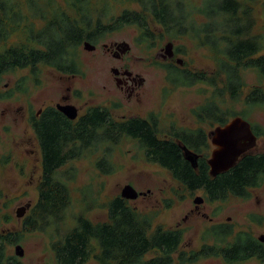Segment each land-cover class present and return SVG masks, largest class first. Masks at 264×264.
<instances>
[{
    "label": "trees",
    "instance_id": "obj_1",
    "mask_svg": "<svg viewBox=\"0 0 264 264\" xmlns=\"http://www.w3.org/2000/svg\"><path fill=\"white\" fill-rule=\"evenodd\" d=\"M262 1L264 4V0H0V80L7 72L27 69L37 82L41 65L74 75L79 71L77 53L83 41L96 44L108 33L135 25L137 40L147 48L154 41L187 37L209 50L216 63L211 75L184 67V61L161 66L173 87L199 82L211 87L210 98L193 108L192 114L200 122L222 125L234 116H248L247 109L235 112L216 100L223 102L227 95L239 101L245 85L241 71L253 69L264 80V38L253 32V4ZM10 38L13 41L6 45ZM183 52L181 45H175V54ZM24 80L25 76L17 80V90H22ZM5 96L0 94V98ZM242 100L249 109L264 105V91L260 85L251 86ZM111 108L92 106L70 120L49 107L39 120H33L41 167L37 197L18 231L0 230V264H23L10 247L20 242L25 232L33 231H47L55 264H85L91 258L96 264H174L175 260L184 264L206 256H219L228 263L256 258L264 264V242L244 230L227 241L233 231L226 223L207 229L206 237L212 238L213 244L177 252L183 230L153 226L151 216L141 214L120 195L108 201L105 221L93 222L79 212L73 217L74 224L62 229L71 205L69 183L77 173L70 162L100 152L94 166L110 174L114 168L108 159L109 149L125 137L138 143L148 162L167 170L179 188L190 194L202 190L206 201L246 198L251 188L263 182L264 150L258 151L256 146L241 155L232 168L211 176L207 164L210 141L204 129L172 125L165 136H159L157 115L116 119ZM249 122L257 138L264 141V127ZM178 142L202 155L196 169L183 158ZM165 201L170 206L171 200ZM84 205V211L90 210L88 200Z\"/></svg>",
    "mask_w": 264,
    "mask_h": 264
},
{
    "label": "rangeland",
    "instance_id": "obj_2",
    "mask_svg": "<svg viewBox=\"0 0 264 264\" xmlns=\"http://www.w3.org/2000/svg\"><path fill=\"white\" fill-rule=\"evenodd\" d=\"M255 25L253 32L264 38V4H253ZM139 29L135 25L106 34L92 51L80 44L77 53L78 72L71 75L59 74L50 67H39V80L29 76L27 69H15L4 74L0 80V230L3 232L18 231L21 218L16 210L30 203L37 197L36 185L39 181L40 152L38 143L28 122L29 114L42 107L61 102L60 95L67 94L70 103L82 115L89 107L96 105L110 106L111 114L116 119L131 117L147 118V114L157 115L158 127L165 136L170 126L182 128H202L207 133L216 124L200 122L192 114V109L210 98L212 88L199 82L191 86L173 87L165 78L162 63L178 59L192 70H205L208 75L216 72V63L209 50L198 47L193 40L185 37L172 42L173 55L166 54L167 40L154 41L150 48L145 42L137 40ZM21 37V36H19ZM10 38L6 45L11 44ZM127 42L130 49L120 59L106 52L103 44ZM175 45H181L183 53H174ZM115 50L114 46H112ZM264 51V50H263ZM129 68L143 80L138 87L139 100L126 101L124 94L114 86L111 68ZM244 88L239 101L227 95L216 99L224 108L235 112L247 109V120L264 127V105L247 108L243 102L247 90L254 85L264 91V80H261L253 69L241 71ZM25 76L22 90L16 89L17 80ZM69 87V90L67 89ZM207 150L208 154L212 149ZM256 150H264V141L257 138ZM109 161L114 168L110 174L101 173L94 160L100 152L91 157L73 160L70 166L77 168L76 179L69 183L71 205L67 211L63 230L74 224V215L83 212L93 222L107 219V203L114 196L120 195L125 184H131L138 192L135 199L128 200L129 205L141 214L152 217V225L163 228L178 227L183 230V240L178 251L197 250L203 243L213 244L212 238L206 237L207 229L213 224L226 223L231 226L232 241L238 231H247L253 237L264 236V179L259 187L251 188L246 198L228 197L223 201H206L203 191L190 194L179 188L170 173L155 163L148 162L143 149L128 137L111 146ZM174 191H178L174 194ZM202 196L205 201L198 204L201 213L194 209L193 199ZM85 199L90 202V210L84 211ZM171 200L170 206L166 203ZM28 211V210H27ZM27 211L24 215L27 214ZM203 213V214H202ZM212 218V219H210ZM50 238L46 232H25L20 242L23 264H55L49 247ZM15 245L10 247L14 253ZM176 256V254H175ZM85 264H96L91 258ZM174 264H178L174 261ZM184 264H262L256 258L228 263L219 256L199 257Z\"/></svg>",
    "mask_w": 264,
    "mask_h": 264
},
{
    "label": "water",
    "instance_id": "obj_3",
    "mask_svg": "<svg viewBox=\"0 0 264 264\" xmlns=\"http://www.w3.org/2000/svg\"><path fill=\"white\" fill-rule=\"evenodd\" d=\"M106 46L107 44L104 43L103 47ZM111 46H114L117 53L114 57H119L130 49L129 44L124 41L114 42ZM95 47V44L87 40L83 41L84 49L92 51ZM164 48L166 54L163 55V57H171L173 55L172 42H168ZM177 62L180 63L181 60L178 59ZM115 70L116 68H111L112 72ZM56 108L68 117V119L74 120L77 117L78 109L72 104H57ZM208 137L210 144L213 146L209 157L207 158L209 174L211 176H216L232 168L241 155L251 152L257 144V135L254 133L251 123L241 116H234L224 124L216 125L208 132ZM178 145L182 150L183 158L187 160L194 169H196L199 154L188 149L184 144L178 142ZM140 194L142 193L138 192L131 184H125L121 190L120 196L124 199L130 200L135 199ZM202 201V196H196L193 199V202L196 205L200 204ZM29 207L30 203L18 208L16 210L17 217H23ZM258 240L264 242V236H259ZM23 253L24 251L21 245L16 244L14 247V254L18 257H22Z\"/></svg>",
    "mask_w": 264,
    "mask_h": 264
},
{
    "label": "flooded vegetation",
    "instance_id": "obj_4",
    "mask_svg": "<svg viewBox=\"0 0 264 264\" xmlns=\"http://www.w3.org/2000/svg\"><path fill=\"white\" fill-rule=\"evenodd\" d=\"M111 44L112 43L107 44V46L104 47V48H105L106 52H111V55L114 56L117 53L113 49ZM122 55L123 54H121L119 57H116V58L120 59L122 57ZM115 68H116V70L113 71L114 86L119 91H121L124 94V96H125V99L123 101H121V103H125L126 101L139 100L137 89H138V87H140V85L142 84L143 80L138 76V74L133 73L129 68H126V67H122V68L115 67ZM71 76H75V75H71ZM67 89L69 90V87H67ZM60 99H61V102L56 103L55 105L45 106V107H42L41 109H39L38 111H35L34 113L31 112L29 114V117H28V122L30 123V126L32 127L33 120H35V121L39 120V118L43 115L44 111H46L47 108L51 107V108L56 109L58 112H61L60 110H58L56 108L57 104H61V105L71 104L70 100H69V96L67 94H64V93L61 94L60 95ZM149 114H150V112L147 114V116ZM78 117H79V115L77 114L76 118H78ZM134 117H136V116H134ZM66 118H68V117H66ZM157 123L159 124V122H157ZM190 129H197V128H190ZM36 141H37V139H36ZM200 156H202V155L199 154L198 160H199ZM142 195H144V193H142ZM204 201H205V199L203 198V202ZM193 210H195L197 213H201L200 208L198 207V205H196ZM210 219H212V218H210ZM213 225H218V224H213Z\"/></svg>",
    "mask_w": 264,
    "mask_h": 264
},
{
    "label": "bare ground",
    "instance_id": "obj_5",
    "mask_svg": "<svg viewBox=\"0 0 264 264\" xmlns=\"http://www.w3.org/2000/svg\"><path fill=\"white\" fill-rule=\"evenodd\" d=\"M256 146V145H255Z\"/></svg>",
    "mask_w": 264,
    "mask_h": 264
}]
</instances>
